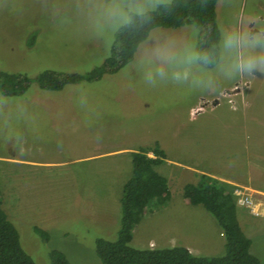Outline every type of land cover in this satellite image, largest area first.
I'll return each instance as SVG.
<instances>
[{
  "label": "rangeland",
  "instance_id": "1",
  "mask_svg": "<svg viewBox=\"0 0 264 264\" xmlns=\"http://www.w3.org/2000/svg\"><path fill=\"white\" fill-rule=\"evenodd\" d=\"M216 11L220 30L256 29L249 21H264V0H218ZM151 31L197 48L201 34L194 24ZM115 32L97 31L88 0H0V71L85 73L109 54ZM141 43L132 60L97 80L56 91L33 81L21 95L0 93V193L23 249L35 264H49L54 249L76 264H102L95 241L117 236L130 153L158 143L170 160L156 167L169 200L143 215L130 244L224 252L212 215L182 194L202 170L230 184L250 250L264 264V214L238 201L251 198L259 212L264 206V73L221 79L215 96L188 85L153 88L135 66ZM208 234L219 241L204 242Z\"/></svg>",
  "mask_w": 264,
  "mask_h": 264
},
{
  "label": "trees",
  "instance_id": "2",
  "mask_svg": "<svg viewBox=\"0 0 264 264\" xmlns=\"http://www.w3.org/2000/svg\"><path fill=\"white\" fill-rule=\"evenodd\" d=\"M218 0H172L151 13L152 21L140 26L125 27L115 32L109 54L103 62L85 73L45 69L36 77L24 72L0 71V93L17 96L25 93L34 81L44 90H61L67 84L93 81L105 73H113L132 60L138 45L156 27H179L194 24L201 28L198 48L207 49L218 39ZM34 37H31V41ZM132 172L123 183L120 198V219L114 240L99 237L95 251L102 264H260L251 250V239L243 231L237 216L235 196L230 184L206 173H200L196 182L183 186V196L191 204L202 205L214 218L224 237V252L217 255L196 254L182 245L164 247H134L130 244L134 227L146 212L167 204V178L156 171L166 159L164 150L155 143L131 151ZM35 230L47 238L46 231ZM49 264H76L59 250L49 254ZM0 264H35L20 243L17 227L3 208L0 193Z\"/></svg>",
  "mask_w": 264,
  "mask_h": 264
},
{
  "label": "clouds",
  "instance_id": "3",
  "mask_svg": "<svg viewBox=\"0 0 264 264\" xmlns=\"http://www.w3.org/2000/svg\"><path fill=\"white\" fill-rule=\"evenodd\" d=\"M172 0H88V15L98 32L119 31L152 21L151 13L165 12ZM256 29L224 27L211 47L197 48L191 41L150 31L141 43L136 67L149 87L160 84L188 85L218 95V81H232L256 72L264 73V21L258 17Z\"/></svg>",
  "mask_w": 264,
  "mask_h": 264
},
{
  "label": "crops",
  "instance_id": "4",
  "mask_svg": "<svg viewBox=\"0 0 264 264\" xmlns=\"http://www.w3.org/2000/svg\"><path fill=\"white\" fill-rule=\"evenodd\" d=\"M195 110V109H194ZM170 160L166 157V159H165V161L164 162H169ZM163 162V163H164ZM159 165H162V163L161 164H159ZM158 165V166H159ZM157 167V166H156ZM156 171H157V169H156ZM158 173H159V171H157ZM196 172H199V173H206V174H209V175H212V176H214V177H216V178H218V176H216L215 175V173H210V172H207V171H202V170H200V171H196ZM161 174V173H160ZM163 176H165V175H163ZM166 177V176H165ZM167 183H168V179H167ZM262 192H264V190H262ZM185 199V198H184ZM238 215V214H237ZM240 223V222H239ZM209 226V225H208ZM211 227V229L213 228V226H210ZM242 227V226H241ZM192 237H194L193 235H192ZM194 238H196V237H194ZM197 238H198V236H197ZM201 239V238H200ZM218 238L216 237H213V235H211V234H208V236H207V238H206V240H204V242H206V241H215V240H217ZM218 241H219V239H218ZM182 246H185V247H187L188 249H189V247H188V245L187 244H184V243H182L181 244ZM190 250V249H189ZM205 255H208V254H205Z\"/></svg>",
  "mask_w": 264,
  "mask_h": 264
},
{
  "label": "built area",
  "instance_id": "5",
  "mask_svg": "<svg viewBox=\"0 0 264 264\" xmlns=\"http://www.w3.org/2000/svg\"><path fill=\"white\" fill-rule=\"evenodd\" d=\"M239 194V192H237ZM239 203L245 206H251L252 211L254 212V214H264V206L262 207V212H259L258 210H255V208H253V203H252V199L247 197V196H241L239 197Z\"/></svg>",
  "mask_w": 264,
  "mask_h": 264
}]
</instances>
